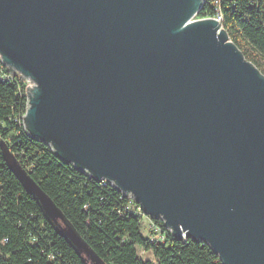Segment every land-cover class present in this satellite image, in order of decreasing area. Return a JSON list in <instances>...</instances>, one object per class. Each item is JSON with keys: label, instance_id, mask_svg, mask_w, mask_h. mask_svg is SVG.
Masks as SVG:
<instances>
[{"label": "water", "instance_id": "obj_1", "mask_svg": "<svg viewBox=\"0 0 264 264\" xmlns=\"http://www.w3.org/2000/svg\"><path fill=\"white\" fill-rule=\"evenodd\" d=\"M204 2L0 0L1 59L29 136L222 264H264V74Z\"/></svg>", "mask_w": 264, "mask_h": 264}, {"label": "trees", "instance_id": "obj_2", "mask_svg": "<svg viewBox=\"0 0 264 264\" xmlns=\"http://www.w3.org/2000/svg\"><path fill=\"white\" fill-rule=\"evenodd\" d=\"M217 9L229 38L264 74V0H206L198 17ZM4 75L1 68L0 264H88L25 187L7 155L106 264H222L207 243L173 236L162 219L145 217L109 183L65 163L48 144L29 136L23 125L26 83ZM144 218L159 240L142 234ZM137 246L152 252L156 262L139 257Z\"/></svg>", "mask_w": 264, "mask_h": 264}, {"label": "rangeland", "instance_id": "obj_3", "mask_svg": "<svg viewBox=\"0 0 264 264\" xmlns=\"http://www.w3.org/2000/svg\"><path fill=\"white\" fill-rule=\"evenodd\" d=\"M7 160L11 167L16 171V173L24 181L28 189H30L37 196L38 200L44 207L47 215L52 219L57 229L64 232L67 238L76 246L79 253L83 256L85 261L89 264H106L101 258H99L85 243V241L78 235V233L73 229V227L64 218L62 212L55 206L52 200L38 187V185L33 181V179L28 175V173L17 163L14 157L7 155ZM149 219H143V226L141 228L142 234L149 237L151 240H159L160 236L149 231L154 226L150 225ZM138 256L152 260L156 262L155 257L152 252L145 251L142 247L137 246Z\"/></svg>", "mask_w": 264, "mask_h": 264}, {"label": "built area", "instance_id": "obj_4", "mask_svg": "<svg viewBox=\"0 0 264 264\" xmlns=\"http://www.w3.org/2000/svg\"><path fill=\"white\" fill-rule=\"evenodd\" d=\"M205 1H206V0H205ZM204 3H205V2H204ZM203 5H204V4H203ZM201 8H202V7H201ZM199 11H200V10H199ZM198 14H199V12H198ZM198 14L195 15L193 18H196V19H203V18L214 17V18H216L217 21L219 22V24H220V28H222V24H221V22H222L223 16H222V13H221V10H220V9H217L216 12H215V14L212 15V16L198 17ZM191 20H194V19H191ZM0 67L3 68V69L5 70V75H4L3 78L1 77L2 79L18 78L19 80H22L23 82H25V83H26V86H27V81H26V80L22 79L17 73L11 72V71L9 70V68L6 67V64H5V63L2 61V59H1V54H0ZM1 68H0V69H1ZM24 94H26V87H25V92H24ZM26 107H27V106H26ZM49 146H50V145H49ZM50 147H51V146H50ZM100 181H105V182L109 183L113 188H115V186L113 185V183L110 182V181H108L107 179H102V180H100ZM115 189H116V188H115ZM119 192H120V191H119ZM120 193H121V195H122L123 197L128 198V200L131 201V202L134 204V206L137 208V210H138L142 215H144L145 217H148L149 219H150V218H151V219H155V218H152L151 216L145 214V213L143 212V210H142L141 205H140L139 203H137V202L135 201V199H134L131 195L126 196V195L123 194V192H120ZM155 220H158V219H155ZM162 222H164V221H162ZM170 232H171V231H170Z\"/></svg>", "mask_w": 264, "mask_h": 264}, {"label": "bare ground", "instance_id": "obj_5", "mask_svg": "<svg viewBox=\"0 0 264 264\" xmlns=\"http://www.w3.org/2000/svg\"><path fill=\"white\" fill-rule=\"evenodd\" d=\"M163 220V219H162ZM164 221V220H163Z\"/></svg>", "mask_w": 264, "mask_h": 264}]
</instances>
